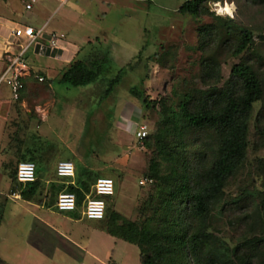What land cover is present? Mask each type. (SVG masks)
Returning <instances> with one entry per match:
<instances>
[{"label": "rangeland", "instance_id": "374dc122", "mask_svg": "<svg viewBox=\"0 0 264 264\" xmlns=\"http://www.w3.org/2000/svg\"><path fill=\"white\" fill-rule=\"evenodd\" d=\"M182 2L185 0H151L150 3L146 0L135 6L119 8L113 14V20L108 18L99 22L101 28L108 31L107 39L99 45L101 49L97 45L89 46L108 59L104 72L93 84L78 88L47 77L57 101L55 113L53 108L49 110L52 115L46 123H41L40 131H37L39 120L36 119L26 133L28 125L24 119V140L27 141L24 147L31 148L35 158L41 153H50L51 161H71L76 176L88 172L90 178L112 179L115 192L114 196L105 198L106 214L108 210L115 212L141 227L150 216L159 215L155 209L160 199L161 179L170 175V166L156 147L155 138L163 127L159 104L165 102L177 112L185 94H192L197 99L199 92L224 89L228 86L232 67L247 64L259 77L263 96L251 112L245 162L227 182L220 203L210 218L209 228L218 252L224 250V254L230 255L239 244L252 240L257 242L258 248L252 264H264V138L260 135V131L264 132V0H210L203 8L206 13L198 18L179 15L176 9ZM30 3V0H0V15L9 12L22 23L30 21L35 13L41 15L40 10L44 8L37 1L33 10H26ZM216 3L228 5L231 9L229 15L235 10L233 17L227 16L223 10L226 6L218 10L223 14L219 15ZM73 4L75 1L71 0L67 7ZM50 12H44L43 19L46 20ZM60 15L54 14L47 31L62 27L57 22ZM208 25H214L216 33L200 48L197 30ZM66 27L63 30L68 29L69 34L74 35L78 30L72 23H67ZM93 28L86 24L83 30L80 29L89 33ZM242 30L250 32L252 44L242 54L234 56ZM6 36L0 24V55ZM73 40L78 46H88L80 43L78 38ZM204 61L216 64L215 76L205 77ZM50 79H53L52 83ZM37 89L34 86L25 97L24 108L20 101L14 102L8 105V113H32L34 118L36 114L40 115L36 109L41 102ZM9 98L7 86L2 84L0 100L6 102ZM143 99L150 101L151 107H145ZM78 103L80 106H76ZM64 105L66 111L60 109ZM143 124L148 129V146L135 139L137 127ZM42 130V135L34 138ZM213 137L205 131L189 132L183 139L184 153L178 156L177 164L187 159L194 168V156L212 143ZM170 140L174 141V138H168L166 143ZM153 161L160 164V181L150 179L149 169ZM15 164L17 166L18 161ZM44 165H40V169ZM52 211L58 213L55 208ZM63 214L80 218L79 211ZM103 221L85 220L76 230V237L87 235L88 238L91 233L93 257L83 264H139L138 248L105 232L102 234L100 226ZM43 264L78 263L68 262L61 256L60 259L45 260Z\"/></svg>", "mask_w": 264, "mask_h": 264}, {"label": "trees", "instance_id": "16d2710c", "mask_svg": "<svg viewBox=\"0 0 264 264\" xmlns=\"http://www.w3.org/2000/svg\"><path fill=\"white\" fill-rule=\"evenodd\" d=\"M209 1L187 0L178 9V14L198 18L206 13L203 8ZM216 30L214 25L197 30L200 48L215 35ZM251 44L250 32L242 30L233 55L239 56ZM106 63L108 59L104 54L92 51L86 59L71 63L62 73L60 83L75 88L90 85L104 72ZM203 68L206 78L215 76L218 69L216 64L208 61H204ZM227 85L224 89L199 92L197 99L192 94H185L177 112L167 107L165 102L159 104L163 127L155 138L156 147L170 166V175L161 179L162 185L160 183V199L155 209L159 215L150 216L140 227L115 212L108 210L106 214V207L100 228L111 237L136 246L139 264H252L256 258L257 242L252 240L239 244L230 251V255L224 254V250L223 253L218 252L209 228L210 218L220 203L227 182L245 162L251 112L263 96L259 77L244 63L232 67ZM143 103L148 108L152 105L145 99ZM191 131H205L214 136L213 142L194 156V168L190 167L187 159L177 164L178 156L184 153L183 139ZM260 135L264 138L263 131ZM171 137L174 141L166 143ZM146 138L142 143L147 145ZM159 167V163L152 162L150 179L160 181ZM90 175L88 172L83 176L77 174L75 187L69 186L66 190L75 194L78 205L99 178H90ZM55 187L56 196L64 186ZM37 191V183L26 185L23 191L21 189L24 198Z\"/></svg>", "mask_w": 264, "mask_h": 264}, {"label": "crops", "instance_id": "0c3cea01", "mask_svg": "<svg viewBox=\"0 0 264 264\" xmlns=\"http://www.w3.org/2000/svg\"><path fill=\"white\" fill-rule=\"evenodd\" d=\"M37 1H40L44 8L39 6L38 10L41 8V15L35 13L30 21L24 20L22 23L15 16H11L9 12L0 15V24L7 33L0 55V73L4 69L3 57L5 53L15 52V48L8 45V41L11 39L10 33L14 27L29 26L34 29L44 27L46 34H63L68 47L64 52L58 48H50L46 41H40L25 55L31 69V77L25 79L19 101L24 108L25 97L34 86H37L39 88L37 89L39 91L38 101L41 102L36 105V109L38 113H41L40 115L36 114V118H34L32 113H8V105L18 102L12 100L10 92V98L6 102L0 100V264H43L45 260L52 261L60 259L61 256L65 257L68 262L83 264L84 261L93 257V253L90 251L91 233L88 238L87 235H84L83 238L76 237V230L81 228L80 225L85 223V220L52 211L57 197V195L55 196L57 190L55 185H61L60 179L56 177L55 168L57 163L62 160L51 161L50 153H41L42 155L35 158L31 148L24 147V143L27 142L24 140V119L28 125V128L25 127L26 133L36 119L39 120V123H36L37 131H40L41 123H46L52 115L49 110L53 108V113H55L57 106L47 77H54L60 83L62 73L71 63L84 60L91 54L94 49H90V44L92 48L96 45L99 47L107 39L106 32L108 31L102 29L99 22L108 18L113 20L115 18L113 14L119 8L135 6L146 0H73L75 4L70 7L67 5L71 0H36L34 4ZM147 2L150 3L151 0H147ZM183 3L177 7V12ZM34 4L30 10H33ZM47 7L48 9H46ZM44 12H50L46 20L43 19ZM54 14H61L57 22L62 27L47 31L48 24ZM67 23H72L75 28H78L75 30L76 34H69L68 29L63 30L67 28ZM86 24L91 28L94 27L89 33L82 31ZM77 38L80 39V43L83 42L88 46L85 48L76 45L77 42L73 39ZM36 76L42 77L43 81L38 82ZM44 82H46L45 85H43ZM50 82L52 83L53 79H50ZM79 103L82 101L80 100ZM79 103L76 106H80ZM64 106V108H60L62 111L67 109V106ZM40 133L42 135L43 130L37 132L34 138L40 136ZM44 158L49 159L45 160ZM16 161L18 163L30 161L36 166V181L34 183L38 184V191L33 196L24 198L21 193V189L23 191L25 186L15 180ZM14 165L15 169H12ZM40 165H44V168L40 169ZM74 183L76 184V173ZM104 232L101 229V233L104 234Z\"/></svg>", "mask_w": 264, "mask_h": 264}, {"label": "built area", "instance_id": "2783aa9c", "mask_svg": "<svg viewBox=\"0 0 264 264\" xmlns=\"http://www.w3.org/2000/svg\"><path fill=\"white\" fill-rule=\"evenodd\" d=\"M26 5V10L32 8L36 0H30ZM11 39L8 45L15 48L14 53H5L4 69L0 73V86L5 84L10 92L13 101H19L21 91L24 88V81L31 77V69L25 59L29 50L40 41H46L53 49L67 51V43L63 34L48 33L41 29H34L29 26L14 27L10 33ZM38 82H42V77H35ZM147 126L139 125L135 132V139L142 143L147 136ZM55 174L64 186L56 197L54 208L58 213H74L79 211L80 218L86 221H102L105 217V198L114 196L115 185L108 177H99L91 186L90 192L84 195L80 205L77 203L75 194L67 192L69 186L74 187L75 167L67 160L59 161L55 168ZM15 178L22 186L33 184L36 181V166L33 162L24 161L18 163Z\"/></svg>", "mask_w": 264, "mask_h": 264}, {"label": "bare ground", "instance_id": "6f19581e", "mask_svg": "<svg viewBox=\"0 0 264 264\" xmlns=\"http://www.w3.org/2000/svg\"><path fill=\"white\" fill-rule=\"evenodd\" d=\"M223 6H226V4H224ZM223 6H221L219 3H216V5H215V7H217V13L219 14V15H223V14H221V13H219V9L221 8V7H223ZM233 6V5H232ZM235 9V8H234ZM224 11H225V13H227L226 15L227 16H229V17H233V14H234V12H235V10H234V12L232 13V15H229V14H231V9H230V7L227 5L226 7H225V9H223ZM225 15V14H224Z\"/></svg>", "mask_w": 264, "mask_h": 264}]
</instances>
